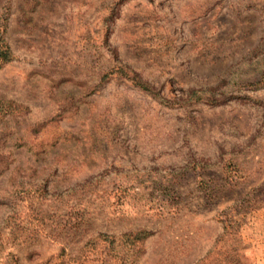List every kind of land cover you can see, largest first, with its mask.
<instances>
[{"label": "rangeland", "instance_id": "374dc122", "mask_svg": "<svg viewBox=\"0 0 264 264\" xmlns=\"http://www.w3.org/2000/svg\"><path fill=\"white\" fill-rule=\"evenodd\" d=\"M7 2L0 264H264V0Z\"/></svg>", "mask_w": 264, "mask_h": 264}, {"label": "trees", "instance_id": "16d2710c", "mask_svg": "<svg viewBox=\"0 0 264 264\" xmlns=\"http://www.w3.org/2000/svg\"><path fill=\"white\" fill-rule=\"evenodd\" d=\"M9 2H7L3 6V11L0 15V67L4 63H7L13 60L14 58L12 47L9 44V41L7 40L6 35H5L6 30H7V23L5 21H8L9 19V10L11 6L9 5ZM109 74H112V75L117 74L118 76L126 77V79L132 81L134 84H136L140 88L146 91H151V85L146 80H144V78L140 75V73L137 70H135L133 67H131L130 65L126 63H123L120 61L116 62V64L114 65V68L110 71V73L106 72L103 75V80H106ZM188 99L193 100V101H204V102L213 103V104H218L222 102L223 100L217 97L214 91L204 93L203 89H199V88H191L190 93L188 95ZM18 106H19L18 103L14 100L0 99V110L4 113V115L9 114V113L13 114L14 111L17 110ZM149 234L150 232L145 229H142L136 232L126 233L124 234V237L120 239V242L122 241V243L127 244L126 246L130 244L132 245V244H135L137 241L143 240ZM118 238L117 239L112 238L111 240H108L107 242L109 245H105V250L109 249L116 242H118L119 241ZM13 257H15V259H13V261L10 264H26V263H21L18 256L13 255ZM30 264H72V263L68 262L62 256H58L57 258H48L46 260L33 262Z\"/></svg>", "mask_w": 264, "mask_h": 264}]
</instances>
